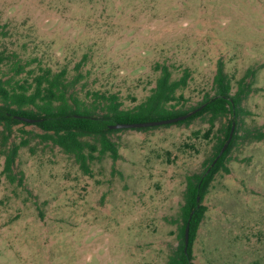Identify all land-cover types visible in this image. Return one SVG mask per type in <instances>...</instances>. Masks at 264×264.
I'll use <instances>...</instances> for the list:
<instances>
[{
    "label": "rangeland",
    "instance_id": "1",
    "mask_svg": "<svg viewBox=\"0 0 264 264\" xmlns=\"http://www.w3.org/2000/svg\"><path fill=\"white\" fill-rule=\"evenodd\" d=\"M0 52L29 61L26 71L65 68L81 100L111 93L122 108L150 93L157 62L173 78L190 70L177 91L185 108L213 94L219 61L231 93L255 69L229 171L215 174L202 200L192 253L194 264H264V138H251L264 131V0H0ZM0 73L10 76L9 60ZM208 117L111 132L119 158L106 153L89 174L42 142L36 125H14L8 143L28 145L13 180L0 155V264H167L180 243L185 176L204 169L230 119L210 128Z\"/></svg>",
    "mask_w": 264,
    "mask_h": 264
},
{
    "label": "trees",
    "instance_id": "2",
    "mask_svg": "<svg viewBox=\"0 0 264 264\" xmlns=\"http://www.w3.org/2000/svg\"><path fill=\"white\" fill-rule=\"evenodd\" d=\"M15 53L5 55L0 52V70L4 61L9 60L10 76L0 73V155H4V173L13 180L12 167L21 147L28 145L27 139L18 143H8L12 127L16 124H34L42 132L38 133L42 142L58 146L66 155L73 157L80 170L89 174L90 163L108 153L113 159L119 158L118 146L108 134L119 129L109 128L118 122H141L167 119L183 115L195 110L183 120L170 124L188 123L198 116L207 114L210 128L214 122L227 115L228 123L223 127V137L218 138L216 151L204 161V169L185 176L183 204L180 206L181 224L179 226L180 243L175 253L169 256L167 264H194L192 245L197 231L205 216L207 207L202 203L210 189L215 174L221 169L228 172L224 162L233 147L236 131L246 110L242 107V99L254 90L252 80L255 69L249 67L244 75L236 81L237 89L231 93L232 84L224 70L222 61L218 62L213 76V94H206L202 101L185 108L181 100L182 93L177 91L186 86L190 78V70L183 68L178 78L172 77V70L165 63H155L153 69L159 74L150 93L130 108H122L116 94L90 92L93 103L87 104L69 89L67 70L54 71L50 67H26L29 61L21 63ZM26 73L22 80L16 76ZM16 116L36 119L33 123L23 121ZM234 125L231 140L221 151L227 141L230 128ZM141 127L140 129L152 128ZM23 132H28L21 129ZM210 129L205 136H208ZM250 132L247 133V136ZM251 138L261 140L264 131H255ZM214 159L216 161L214 162ZM199 197V200H197ZM189 224V242L184 251V230Z\"/></svg>",
    "mask_w": 264,
    "mask_h": 264
},
{
    "label": "water",
    "instance_id": "3",
    "mask_svg": "<svg viewBox=\"0 0 264 264\" xmlns=\"http://www.w3.org/2000/svg\"><path fill=\"white\" fill-rule=\"evenodd\" d=\"M193 112H195V110L189 111L188 113L183 114V115H179V116L167 118V119H157V120H148V121H141V122H130V123L118 122V123L110 124L109 128L111 129L141 128V127L169 124V123L177 122L179 120H183L187 118L189 115H191ZM16 117L28 123H33L36 120L34 118H29V117H22V116H16ZM234 125H235L234 123L231 125L227 141L224 143L221 151L227 146V143L231 140L233 131H234ZM215 161L216 159H214V162ZM197 200H199V197H197ZM188 242H189V224L187 223L185 226V230H184V251H186L187 249Z\"/></svg>",
    "mask_w": 264,
    "mask_h": 264
}]
</instances>
